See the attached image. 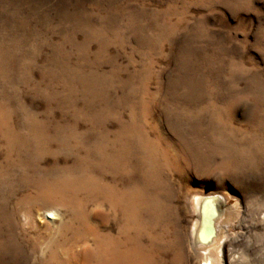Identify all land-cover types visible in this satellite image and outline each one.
Here are the masks:
<instances>
[{"label":"rangeland","instance_id":"374dc122","mask_svg":"<svg viewBox=\"0 0 264 264\" xmlns=\"http://www.w3.org/2000/svg\"><path fill=\"white\" fill-rule=\"evenodd\" d=\"M196 195L264 264V0H0V264H103L128 196L200 264Z\"/></svg>","mask_w":264,"mask_h":264},{"label":"bare ground","instance_id":"6f19581e","mask_svg":"<svg viewBox=\"0 0 264 264\" xmlns=\"http://www.w3.org/2000/svg\"><path fill=\"white\" fill-rule=\"evenodd\" d=\"M124 203L126 208H119L121 209L125 223L127 224L126 229L134 230V226H136V223L137 225L140 223L137 215L139 202L136 198L128 196ZM221 205L222 203L219 201V199H216L214 197L211 198L208 196L196 195L193 198L192 210L195 214L196 219L194 220L191 227L190 246L195 251V253L199 255L201 261L200 264H242L240 255H236V252L233 251V249L234 247H240L241 244L244 243V241L242 238H233L227 233L228 229L231 227L230 217L227 213L229 211L222 213L220 211ZM50 209L51 211L47 212V214H49V217L47 218L49 219L56 216V212H54L52 208ZM167 211L158 210L148 214L149 216H147V219L149 221L147 222V224L149 225L147 226L149 227L151 225L148 231L149 234L143 235L139 234L140 232H138L139 235L136 236V234H134L135 231L132 232L131 230V232L127 234V231L130 230L124 229L123 242L115 241L116 243L113 248L110 247L109 249L105 246H103V248L101 247L102 252L104 251L106 252V254L107 252H109L111 254L110 258H107V256L103 258V264H143L141 259L144 249H149V251L153 253L152 256L155 258L151 259V262L154 264H163L167 263L168 261L178 263V261L183 258V243L179 235V231L177 230V226L175 225L172 217L169 218ZM144 237L148 238V240H146L148 244L143 242L142 239H144ZM173 250H176V253L172 254V259L170 260L168 257L171 254L168 252H171Z\"/></svg>","mask_w":264,"mask_h":264}]
</instances>
